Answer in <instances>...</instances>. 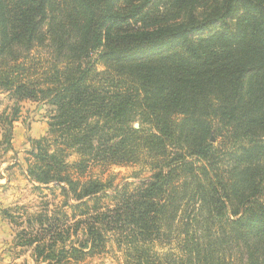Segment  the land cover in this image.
Here are the masks:
<instances>
[{
  "label": "trees",
  "instance_id": "16d2710c",
  "mask_svg": "<svg viewBox=\"0 0 264 264\" xmlns=\"http://www.w3.org/2000/svg\"><path fill=\"white\" fill-rule=\"evenodd\" d=\"M0 89L54 108L28 173L64 201L15 222L37 264H264V0H0Z\"/></svg>",
  "mask_w": 264,
  "mask_h": 264
},
{
  "label": "rangeland",
  "instance_id": "374dc122",
  "mask_svg": "<svg viewBox=\"0 0 264 264\" xmlns=\"http://www.w3.org/2000/svg\"><path fill=\"white\" fill-rule=\"evenodd\" d=\"M42 56L47 57L44 53ZM53 110L44 101H17L10 92L0 89V264H37L33 250L18 246L16 235L20 229L15 222H25L29 215L42 211L46 203L50 205L49 210L60 212L56 208L64 201L58 188L53 192L51 186L35 184L28 173L29 164L34 161L32 142L49 137ZM12 113H17L18 118L9 129L3 125L1 116ZM103 171L95 167L92 175L101 176ZM109 176L114 177L115 184L119 185L138 183L150 174L140 173L138 167L111 166L102 177L106 179ZM79 264H122V253L109 244L107 251Z\"/></svg>",
  "mask_w": 264,
  "mask_h": 264
},
{
  "label": "water",
  "instance_id": "95a60500",
  "mask_svg": "<svg viewBox=\"0 0 264 264\" xmlns=\"http://www.w3.org/2000/svg\"><path fill=\"white\" fill-rule=\"evenodd\" d=\"M135 128H139V124L137 123V124H135Z\"/></svg>",
  "mask_w": 264,
  "mask_h": 264
}]
</instances>
